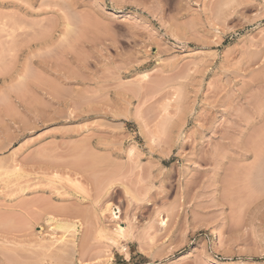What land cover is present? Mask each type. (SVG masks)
Segmentation results:
<instances>
[{
    "label": "rangeland",
    "instance_id": "374dc122",
    "mask_svg": "<svg viewBox=\"0 0 264 264\" xmlns=\"http://www.w3.org/2000/svg\"><path fill=\"white\" fill-rule=\"evenodd\" d=\"M0 264H264V0H0Z\"/></svg>",
    "mask_w": 264,
    "mask_h": 264
},
{
    "label": "bare ground",
    "instance_id": "6f19581e",
    "mask_svg": "<svg viewBox=\"0 0 264 264\" xmlns=\"http://www.w3.org/2000/svg\"><path fill=\"white\" fill-rule=\"evenodd\" d=\"M16 167H18V166H16ZM15 167V168H16ZM18 169V168H17ZM21 169V168H20ZM19 170V169H18ZM16 171V170H15ZM23 176V175H22ZM54 176V175H53ZM55 176H56V174H55ZM51 177V176H50ZM49 178V177H48ZM52 179V178H51ZM72 179V178H71ZM79 180V179H78ZM52 182V181H51ZM50 182V183H51ZM54 182V181H53ZM77 182H79V181H77V179H76V183ZM73 184H74V181H73ZM97 184V183H96ZM99 184V183H98ZM102 184H103V182H102ZM102 184H100V185H98L99 186V195H97V196H100V197H102V196H104L105 195V193H106V191H107V188H108V186L107 185H102ZM78 185V184H77ZM79 185H80V183H79ZM97 186V187H98ZM23 187V186H22ZM25 188H22V190H21V192H24L25 190H24ZM20 191V190H19ZM98 191V190H97ZM96 197V196H95ZM98 198V197H97ZM104 198V197H103ZM21 209V208H20ZM25 209V208H24ZM109 210H111V208L107 205V206H105V208L103 209V211L105 212V211H109ZM24 211H26V210H24ZM112 212V211H111ZM25 213V212H24ZM73 214V213H72ZM72 214H70V215H72ZM112 214L115 216V213H113L112 212ZM116 218V217H115ZM57 222H58V220H57ZM77 225V223L76 222H59V223H57L56 224V227L57 228H63V229H69V228H72V227H75ZM123 233H124V228L123 227H121L119 224H117L116 225V227H115V229H114V232H113V234L114 235H123ZM65 252V251H64ZM61 254V253H60ZM60 254L59 255H57V256H59V257H62V256H60ZM63 254V253H62Z\"/></svg>",
    "mask_w": 264,
    "mask_h": 264
}]
</instances>
